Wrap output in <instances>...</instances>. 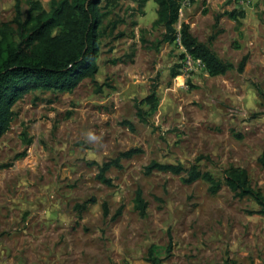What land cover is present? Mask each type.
I'll use <instances>...</instances> for the list:
<instances>
[{
	"label": "rangeland",
	"instance_id": "374dc122",
	"mask_svg": "<svg viewBox=\"0 0 264 264\" xmlns=\"http://www.w3.org/2000/svg\"><path fill=\"white\" fill-rule=\"evenodd\" d=\"M27 1L0 0V24L16 28V4L26 19ZM36 1L50 10L52 0ZM157 9L155 0H120L101 28L95 77L71 93L31 92L15 105L0 140V264H153L152 247L160 264H264V217L224 183L227 169L241 167L264 195V0H182L177 31L188 22L235 67L220 76L202 67L184 85L172 77L180 46L151 48L164 33L154 26ZM234 10L245 13L240 24L227 15ZM154 85L159 105L143 121L138 109H150L142 100ZM133 148L142 152L108 172L113 186L96 179L99 166ZM152 161L198 163L224 185L211 194L204 181L146 175ZM137 188L146 218L135 209Z\"/></svg>",
	"mask_w": 264,
	"mask_h": 264
},
{
	"label": "trees",
	"instance_id": "16d2710c",
	"mask_svg": "<svg viewBox=\"0 0 264 264\" xmlns=\"http://www.w3.org/2000/svg\"><path fill=\"white\" fill-rule=\"evenodd\" d=\"M139 6H144L148 0H130ZM238 0H226L232 4ZM120 0H52L50 10L43 7L40 1L28 0L29 10L26 19L20 3L16 4L17 16L14 20L16 28L10 23L0 24V140L9 131L15 117L14 107L25 95L36 91H51L54 93H71L79 84L88 78H94L99 71L98 59L101 52V28L109 9L118 6ZM157 4V19L155 27L162 28V39L152 43L151 48L157 49L164 43H174L176 40V25L180 19L181 0H155ZM227 15L239 22V17L245 13L236 10ZM181 44L195 58L201 60L211 76L225 75L235 69L234 64L224 61L208 44L200 42L191 32L190 24L181 23ZM147 47V41L142 38ZM248 61L245 56L239 64L242 72ZM180 66L173 69L172 77L180 76ZM264 102V91H260ZM149 110L138 109V116L145 121V114H153L158 108L157 87H151L150 94L142 100ZM27 136V133H24ZM26 140V144H30ZM142 151L133 148L99 166L96 179L108 186H113L111 178L107 177L112 168L121 169V160L130 159ZM264 169V152L258 159ZM170 173L183 176L185 184L204 181L208 184L211 194H217L225 185L238 198L253 200L258 209L249 211L264 217V195L253 189L246 169L230 167L225 171L224 183L211 172H203L198 163L190 167L181 164H163L152 161L145 167V174ZM135 209L142 218L147 217L148 203L143 190L135 191ZM87 203L81 206L86 208ZM80 207V206H78ZM104 215L109 211L104 204ZM120 209L117 215L121 214ZM149 260L160 264L155 247L150 249Z\"/></svg>",
	"mask_w": 264,
	"mask_h": 264
},
{
	"label": "built area",
	"instance_id": "2783aa9c",
	"mask_svg": "<svg viewBox=\"0 0 264 264\" xmlns=\"http://www.w3.org/2000/svg\"><path fill=\"white\" fill-rule=\"evenodd\" d=\"M250 0H238L235 2L238 5L244 6L249 3ZM182 5V0H181ZM181 11V8H180ZM175 43H177L182 52V60L180 62V76L176 77L178 80L179 78H182L183 82L182 85L185 84L186 79L191 75V73L198 71L200 68L205 67L203 62L194 56H192L181 44V33L180 30L177 31L176 34V40Z\"/></svg>",
	"mask_w": 264,
	"mask_h": 264
}]
</instances>
